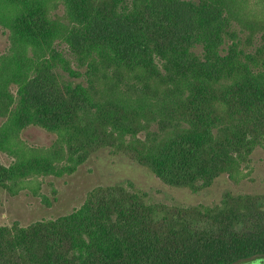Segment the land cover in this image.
Returning <instances> with one entry per match:
<instances>
[{
	"label": "trees",
	"instance_id": "obj_1",
	"mask_svg": "<svg viewBox=\"0 0 264 264\" xmlns=\"http://www.w3.org/2000/svg\"><path fill=\"white\" fill-rule=\"evenodd\" d=\"M0 27V151L28 150L30 126L55 135L44 156L0 161V190L39 195L37 178L107 151L199 193L247 179L264 149V0H0ZM255 261L264 192L178 207L99 185L65 215L0 226V264Z\"/></svg>",
	"mask_w": 264,
	"mask_h": 264
},
{
	"label": "rangeland",
	"instance_id": "obj_2",
	"mask_svg": "<svg viewBox=\"0 0 264 264\" xmlns=\"http://www.w3.org/2000/svg\"><path fill=\"white\" fill-rule=\"evenodd\" d=\"M8 32L0 27V55L7 52ZM3 120L0 119V126ZM21 145L15 150L0 151V161L6 166L17 160L32 156H44L55 135L36 126H30L20 133ZM20 144V143H19ZM66 163V162H65ZM244 166L247 179L231 181L227 175L220 176L211 187L199 193L188 189L170 187L158 179L146 168L138 165L127 156L112 155L107 151L94 154L90 160L71 176L56 178L53 176L37 178L39 195L31 190H23L11 195L0 190V226H12L15 223L27 226L39 220L53 219L78 209L86 194L99 185L134 183L143 191L150 202L167 206L191 207L199 204L218 203L224 194H257L264 192V149L257 150L252 162ZM33 179V178H30ZM255 261L249 264H260Z\"/></svg>",
	"mask_w": 264,
	"mask_h": 264
},
{
	"label": "water",
	"instance_id": "obj_3",
	"mask_svg": "<svg viewBox=\"0 0 264 264\" xmlns=\"http://www.w3.org/2000/svg\"><path fill=\"white\" fill-rule=\"evenodd\" d=\"M260 264H264V261H261Z\"/></svg>",
	"mask_w": 264,
	"mask_h": 264
}]
</instances>
